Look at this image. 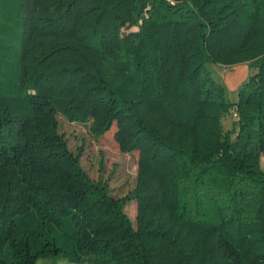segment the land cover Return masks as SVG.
<instances>
[{
  "label": "trees",
  "instance_id": "16d2710c",
  "mask_svg": "<svg viewBox=\"0 0 264 264\" xmlns=\"http://www.w3.org/2000/svg\"><path fill=\"white\" fill-rule=\"evenodd\" d=\"M15 20L0 264H264V0H0V41ZM211 62L256 65L236 102ZM59 113L95 137L116 125L120 150L139 152L132 191L88 175Z\"/></svg>",
  "mask_w": 264,
  "mask_h": 264
},
{
  "label": "rangeland",
  "instance_id": "374dc122",
  "mask_svg": "<svg viewBox=\"0 0 264 264\" xmlns=\"http://www.w3.org/2000/svg\"><path fill=\"white\" fill-rule=\"evenodd\" d=\"M16 18V17H15ZM135 29V28H133ZM8 33L0 41L1 54L6 55L9 65L16 62L20 43L21 28L18 22L8 23ZM0 54V55H1ZM213 75L224 85L225 96L231 102L238 99L240 86L246 82L249 76L257 71L255 64L241 62L232 65L211 62L208 64ZM59 131L66 138L70 149L81 152L80 163L84 170L94 181H102L107 184L108 190L113 196L123 197L132 191L137 184L138 175V150L122 152L114 139L116 125L106 134L95 137L89 123L68 120L64 115L57 114ZM234 108L223 117L225 130L232 129L236 124ZM236 134L234 135V137ZM262 168L264 169V154L262 155ZM125 211L130 216L133 224L137 223V200H131L125 206ZM37 264H78L62 256L41 258Z\"/></svg>",
  "mask_w": 264,
  "mask_h": 264
},
{
  "label": "built area",
  "instance_id": "2783aa9c",
  "mask_svg": "<svg viewBox=\"0 0 264 264\" xmlns=\"http://www.w3.org/2000/svg\"><path fill=\"white\" fill-rule=\"evenodd\" d=\"M236 114V113H235Z\"/></svg>",
  "mask_w": 264,
  "mask_h": 264
}]
</instances>
